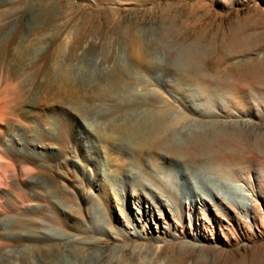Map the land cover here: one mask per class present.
Instances as JSON below:
<instances>
[{"label":"rangeland","instance_id":"374dc122","mask_svg":"<svg viewBox=\"0 0 264 264\" xmlns=\"http://www.w3.org/2000/svg\"><path fill=\"white\" fill-rule=\"evenodd\" d=\"M30 1L19 23L36 37L34 72L23 81L34 92V108L58 100L57 95L66 96L76 101L66 108L79 104L83 110L98 111L88 119L98 135L116 130L115 121L126 120L137 130L146 113L160 110L194 112L198 120L186 129L171 130L169 145L162 141L163 134L146 133L143 140L126 139L119 154L118 149L108 151L109 159L121 156L135 166L145 159L138 164L141 168L157 158L177 174L186 172L188 164L196 167L190 178L201 195L183 185L188 200L181 193L171 199L158 190L142 191L141 204L136 196L126 200L119 194H110L107 200L97 181L99 171L91 178L72 164L55 165L53 180L68 191L67 214L79 219L83 230L70 236L57 229L45 231L40 240L53 264H257L255 259L264 253V81L255 83L252 77L261 76L264 68V0H48L46 17L45 0ZM16 29L9 28V36ZM239 34L247 48L226 57L222 71L228 75L214 83L216 91L211 92L209 77L198 78V60L211 67L219 57L217 48ZM133 35L147 44L143 63L132 53ZM43 69L54 75L49 85L38 73ZM66 81L77 86L76 94L56 90ZM52 90L55 94L50 95ZM19 91L7 92L10 99L0 93V107L19 105L23 94ZM118 112L125 116L121 121ZM238 136L251 147L237 148ZM74 142L64 149L68 163L77 155ZM139 155L142 159H136ZM144 167L134 173L138 181L150 185L152 171ZM235 182L241 192L232 189ZM93 195L107 205L113 220L107 230L96 228L105 215L98 210L100 203L90 202ZM92 220L96 227L91 229L87 226ZM33 264L48 262L37 253Z\"/></svg>","mask_w":264,"mask_h":264},{"label":"bare ground","instance_id":"6f19581e","mask_svg":"<svg viewBox=\"0 0 264 264\" xmlns=\"http://www.w3.org/2000/svg\"><path fill=\"white\" fill-rule=\"evenodd\" d=\"M30 6V0H0V93L4 95L9 91L14 92L15 90V92L21 90L23 93L19 91L22 94L19 105L12 106L10 104L5 108L3 104L1 107L4 109L0 107V264H20L22 261L23 264H33V257L37 253L42 255L48 264H53L54 258L50 257L49 251L44 249L42 246L43 242L40 240L44 236V233H46L45 231L57 229L61 234L66 236L82 232L83 224L79 219H73L68 215L65 209L67 208L68 202L70 203L68 191L66 188H62L64 187L63 183L62 187H60L61 185L56 183V180H53V174H55L53 169L55 165L67 167L72 164L74 167H79L81 172H83L82 174L87 175L86 177L90 174L91 178L93 177L92 174L94 171H99L101 178L97 181H101L100 190L102 196L106 197L107 200L110 194H119L126 200H130L134 198L133 196H136L135 200H138L141 204L144 200L142 191H145L147 194H150L149 192L155 194L157 191L152 193L154 190L161 191L168 196L170 195V198H175L176 193L177 195L181 193L184 199H191L190 196H187L188 192L183 185H189L192 191L191 193L201 195V193H198V186L192 183L193 178H190V174L193 173L192 170H198L191 164H188L186 167V172L177 174L175 170L168 169L166 163L160 161V158L149 160L150 165L154 164L152 168H150L149 164L145 167L143 165L141 168L138 164H144L143 161L145 159L141 162L139 159L141 157L140 155L136 158L139 160L135 162L137 163L135 166L134 164L125 163L121 156L109 159L108 154L109 148H112L113 151L114 149H118L116 151L117 153L122 150L121 148H123L126 139H138L137 137H139L143 140L146 133L149 135L163 134L162 141L169 145L171 143V136L173 135L171 130L186 129V127L193 124L192 122H198L193 117L195 115L194 112L189 113L187 110V112L183 110H174L171 112L168 110H160L154 114L150 113L148 115L146 113L147 119L143 121L142 126L139 128L135 127L137 130L131 127L132 123L130 124L131 126L128 125L126 120L119 123L115 121L116 124L114 123V127L116 130L107 131L103 134L101 132L98 135V130L94 131V129H91L92 125L88 120L89 117L93 118L98 115V111L83 110L79 104H76V108H66L64 105H71L76 102L75 100H69L66 96L62 98L61 95H57L55 97L58 100L45 102L43 106L36 108L33 107L32 98L34 92L33 90L26 89L23 81H26L29 75L34 72L33 60L36 58L33 59V52L36 37L31 31H26L22 23H19L20 16L22 15L20 13ZM42 6L46 17L48 10H50L48 0L43 1ZM11 27H16L19 30L16 29L17 32L9 36L8 29ZM145 44L146 42L141 37L132 36V53L142 63L147 59V44ZM246 46L245 37H243V34H239L232 41H226L217 48L215 54H218L219 57L215 61L213 60L214 62H212L213 64L211 63V67H208L205 62H201L196 58L200 68L197 73L198 78L209 77V80L212 82L211 92L216 91V85L214 83L217 84V81L228 75L227 71H222L224 70L223 63L226 57L232 53L243 52L247 48ZM262 69L260 71L261 76L258 73L257 76L252 77L255 83L264 81V68ZM38 73L43 78L48 79L47 85L51 84L50 80L54 76L53 73L46 69ZM55 87L56 90L61 88L67 89L72 94H76L78 89L77 86H71L67 81ZM253 87L256 88V86ZM23 90L26 91L23 92ZM46 91L44 92L48 93ZM20 93L18 94L20 95ZM53 93L52 90L50 95H53ZM7 96L8 93L5 97ZM77 98L75 95L74 99ZM0 102H3V100ZM116 114L118 119L125 117L118 116L120 114L119 112ZM57 128L58 130L56 131ZM73 140L77 146V155L75 157L72 155L73 159L68 163L64 159V152H66L64 149L68 142ZM235 143L237 148L243 144L246 147H251L248 140L243 137L238 136V141ZM140 144L139 142V146H142ZM143 146L142 148L144 150L141 149L145 151L146 148ZM262 148H264V145ZM169 150L172 154L180 155L179 150H176L175 147H169ZM82 159H85L88 163H80ZM143 167L149 168L152 171L150 175L153 178V183L148 181L150 185L138 181L137 174L134 173L135 170L143 171ZM214 180V182H218L215 178ZM81 185L80 183L76 184L79 193L81 191ZM151 185L155 189H152L153 187ZM231 187L233 190L241 192L242 186L238 183H232ZM137 190L141 193L135 195L134 192ZM102 200L99 195H93L90 202L100 203L98 210L100 212L104 211V223L102 226L98 224L96 227L94 220H92L89 226H87L88 228L92 229L96 227L100 230H107V227H112L113 220L112 218L110 219V214L107 213V205ZM235 204L241 209L247 208V205L244 203L236 202ZM140 239L143 241L142 237ZM140 246H143V244ZM263 254L261 253L255 259V263L264 264ZM241 263L247 264L242 261Z\"/></svg>","mask_w":264,"mask_h":264}]
</instances>
